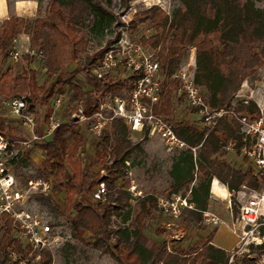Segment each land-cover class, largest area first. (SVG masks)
<instances>
[{
  "label": "trees",
  "instance_id": "trees-1",
  "mask_svg": "<svg viewBox=\"0 0 264 264\" xmlns=\"http://www.w3.org/2000/svg\"><path fill=\"white\" fill-rule=\"evenodd\" d=\"M99 1L102 0H47L44 19L11 17L2 22L0 61L8 57L13 41L24 35L29 38L31 49L46 53L44 68L48 75L56 78L50 87L40 86L36 73L29 67L17 75L7 69L0 76V97H24L32 108L36 104L46 106L47 121L50 101L65 84L62 75L69 65L80 61L88 46L83 30L86 20L92 17L93 30L103 33L106 29L111 30L115 23L114 16ZM120 1L128 8L134 0ZM262 2L264 0H180L178 8L171 14L153 6L135 15V21L130 23L131 29L135 30L144 23L152 28V34L142 38L141 43L154 54L167 77L159 101L152 106L154 115L168 120L172 117L174 95L180 87V80L171 77L189 51L195 49L193 81L209 107L212 110H232L236 115L260 117V110L253 101L235 102V99L246 79L264 67V9L256 6ZM24 58L31 62L27 55ZM93 64L94 60L86 64L84 70L91 80L101 85L89 74ZM137 79L138 76L134 75L121 83L109 81L101 85L100 95L121 90L127 93ZM183 100L180 98L176 102L182 103ZM97 109L96 104L94 108H88L87 113H94ZM70 131L66 126L59 127L51 141L40 148L61 159L57 162L52 161L53 157L46 158L42 163L43 171L53 178L52 190L68 196L67 209L73 211L71 234L74 238L82 240L81 232H86L96 250L120 264H228L227 253L210 245L216 229L201 247L187 251H169L166 242L149 244L143 233L145 222L164 212L158 198L152 194L142 195L134 199L136 207L133 209L131 194L124 185H118L137 159L144 156L142 142L147 140V128H143L142 139L132 142L125 123L114 120L95 144L94 161L101 166L100 172L106 177L91 182H88V172L76 159L77 149L84 143V138L77 132L70 134ZM173 131L188 149L171 159L169 175L172 182L168 197L179 196L193 205L191 209L183 208L178 219L187 227L202 224L204 213L209 210L213 179L230 193L235 218L238 212L236 193L243 189H258L263 184L250 170L236 168L227 160L225 148L229 142H235L236 154L243 146L237 120L220 119L210 131L186 124L173 126ZM0 134L13 140L11 137L15 131L0 122ZM68 136H71V145ZM100 182L107 189L104 202L91 206L73 201L75 196L91 192ZM43 202L52 210H59L49 197ZM113 218H121L123 224L132 219V224L111 227ZM13 228L7 221L0 229V264H9V249L22 252L21 244L13 237ZM113 236L117 239L111 245L109 241ZM251 249L257 258L264 256V242ZM256 259L245 256L238 264H257ZM41 264H52L50 252H42Z\"/></svg>",
  "mask_w": 264,
  "mask_h": 264
},
{
  "label": "built area",
  "instance_id": "built-area-1",
  "mask_svg": "<svg viewBox=\"0 0 264 264\" xmlns=\"http://www.w3.org/2000/svg\"><path fill=\"white\" fill-rule=\"evenodd\" d=\"M125 17V15H124ZM123 23L127 24L123 19ZM106 35L112 31L106 29ZM152 34L149 29L138 35L132 33L128 25L117 27V31L102 48L97 63L89 68V74L101 85L114 81L123 82L132 76L138 79L132 84L127 95L103 96L94 113H87L81 102L73 101L67 104V93L56 91L50 101V114L45 119L43 135H31V140H41L53 137L55 131L66 126L71 132L80 133L82 128L88 134L98 139L107 131L110 124L117 119L122 120L130 132L142 133L143 128L148 129L147 137L160 139L167 152L172 150L184 151L187 145L177 138L173 126L168 119L152 113L153 104L160 99V93L167 77L162 71L159 62L148 47L141 43L142 38ZM16 39L9 49L8 58L17 63L20 56L15 47ZM26 55L31 62L44 64L47 55L43 50H28ZM77 63H81L78 61ZM46 71V69L44 68ZM171 79L180 80V87L176 90L174 98L177 101L183 98L184 104L198 118L199 130L210 131L216 123L223 118H235L240 126L243 146L236 154L235 142L226 146L228 153L236 154L244 164V171L250 170L262 184L258 189L241 190L236 193L237 216L231 221L229 228L236 237V245L227 252L228 264L238 263V257L245 252L249 257L252 247L261 246L264 242V115L250 117L236 115L232 110H212L193 81V71L185 67L179 68ZM27 101L24 97L4 99L0 102L14 118L22 121L25 128L33 130L32 117L24 115ZM69 108L67 120H61L58 113L62 107ZM94 108V107H93ZM29 141L11 140L0 134V229L7 221L13 225V237L21 244V253L14 249L8 250L9 264H41L42 252L51 250L62 242V238L54 231L50 222H46L38 214H31L22 209L32 194L49 197L52 190V177L28 179L24 187L18 178L11 172L9 157L13 150L27 146ZM195 153V149H192ZM107 194L103 182L96 184L90 195L92 200L104 202ZM163 211L178 219L183 208H193L186 199L174 197L171 202L159 201ZM203 225L218 227L222 221L215 215L206 212L203 216Z\"/></svg>",
  "mask_w": 264,
  "mask_h": 264
},
{
  "label": "rangeland",
  "instance_id": "rangeland-1",
  "mask_svg": "<svg viewBox=\"0 0 264 264\" xmlns=\"http://www.w3.org/2000/svg\"><path fill=\"white\" fill-rule=\"evenodd\" d=\"M35 1L37 3L36 11L33 12L32 17L27 19H44L46 15L45 8L47 0ZM14 2L15 0H8L10 15H12L11 6ZM99 2L115 18V23L112 28H110L112 34L106 35L98 29L93 30L94 20L92 17L88 18L83 29L88 46L81 54V63H73L69 65L66 72L61 77V80L65 82L61 90L67 93L66 105L71 104L73 101H78L82 103L83 108L86 111L88 108H93L96 104L98 105L103 96L111 97L118 94L121 96L127 95L124 90L119 91V93H114L112 91L104 92L100 95L99 90L102 89L101 85H98L91 80L84 70L85 65L89 64L92 60H94L93 65L97 63L101 56L102 48L105 43L113 37L115 31H117V27L128 25L132 33H137L138 35L148 29L152 31V28L146 23L139 24L137 28L133 30L130 27V23L135 21V15L137 13L153 6L160 7L166 13L171 14L180 4V0H134L129 3L128 8H125L120 0H102ZM256 6L264 9L263 2L257 3ZM123 19L127 24L123 23ZM28 50H31L29 45L25 51L17 50L20 56L17 63L12 62L8 57L5 60L0 61V76L7 69H11L12 73L17 75L23 69L29 67L36 73L37 82L40 86L45 85L46 87H50L56 76L48 75L44 70V64L37 62L28 63L29 61L24 58ZM32 50H35V48ZM193 59H195V49L189 51L187 57L182 62L181 67L193 71ZM113 82L121 83L116 77ZM4 99L5 98L0 97V102ZM243 100L253 101L259 108L260 115H264V67L257 69L255 73L248 77L242 84L235 102ZM66 105L62 107L58 113L59 119L63 121L67 120V112L69 110ZM45 112L46 106L44 105L36 104L32 108L30 103L27 102L26 104L24 115L33 118L35 126L32 130V134L36 137H41L43 135ZM0 122L11 129H14L15 134L11 137L13 140L29 141L27 146L16 148L13 150L12 155L9 156L13 157L9 159L10 170L18 178L21 186L24 187L25 182L28 179L49 177L44 173L42 163L46 158L53 157V154H47V152L40 147L51 141L52 137H47L41 140H31V132L22 125V121L10 115V113L2 108L1 105ZM169 122L174 126L178 124L197 126L198 118L191 112L186 104L177 103L175 101L173 114L169 119ZM79 135L84 138V143L77 149L76 159L81 162L82 167L88 172L90 178L88 182L105 178V173L100 172L101 166L94 161L96 150L95 144L100 138L95 139L91 137L85 128L81 129ZM142 137V133L140 132L129 133V138L132 142H137L142 139ZM68 141L69 145H71V136H68ZM142 147L145 151L144 156L137 159L136 164L129 168L127 174L118 183L119 186L124 185L127 188V191L131 194L133 199L131 207L133 209L136 207L134 199L142 195L152 194L163 203H169L174 197H176H168L169 185L172 182L169 171L171 167V159L180 151L172 150L167 152L160 139L150 137H147V140L142 142ZM227 160L234 167L244 169L243 162L236 156V154L228 153ZM52 161L60 162L61 159L54 156ZM99 172L100 174L96 175ZM90 193L91 192L81 193L75 196L73 201H81L87 205L95 206V202L92 200ZM186 196H189L188 193ZM49 198L57 204L59 207L58 211L52 210L49 205L44 204L43 200L48 199V197L45 198L39 194H32L22 209L31 214H38L43 217L46 222H50L54 231L62 238V242L58 243L57 246L51 250L52 264H120L109 255L96 250L92 246V242L86 232H81L82 240H78L72 236L73 211L67 209L68 196L66 194L51 190ZM209 210L211 214L228 223V225L225 223L218 227H207L201 224L195 227H187L180 219H175L171 215L162 212L160 215L155 216L154 219L145 222L143 233L148 238L149 244L166 242L169 251L174 250L180 252L182 250L187 251L191 248L201 247L203 243L206 242V238L212 230L218 228L214 239L216 244L224 246L236 245V237L233 236L231 230H229V225L234 219L231 208V196L230 202L225 205L220 202H212ZM112 221L113 224L111 227H114V225L126 226L132 224V219L128 220L125 224L121 222V218H113ZM116 239V236L111 237L109 243L112 245L115 243ZM247 254L248 252H245L243 257ZM243 257H238V261ZM249 258H257V255L252 249L249 250ZM255 263L264 264V256L258 257L255 260Z\"/></svg>",
  "mask_w": 264,
  "mask_h": 264
},
{
  "label": "crops",
  "instance_id": "crops-1",
  "mask_svg": "<svg viewBox=\"0 0 264 264\" xmlns=\"http://www.w3.org/2000/svg\"><path fill=\"white\" fill-rule=\"evenodd\" d=\"M36 8H37V3L35 0H15L14 4L11 6L12 15H10L9 9H8V0H0V24H2V22H4L5 20L9 19L11 16L30 18L32 17L33 12L36 11ZM28 45H29L28 37L22 35L17 38L15 47L17 50L25 51L27 50ZM194 60L195 59H193V63H192L193 68L195 67ZM28 130L31 132V135H32V130L30 129ZM230 196H231L230 193L228 192V190L226 189L224 185H222L216 179L212 180L211 186H210L209 207L212 202H220L224 205L227 204L228 202H230ZM208 212L210 213V210H208ZM225 223L226 222L222 221V224H225ZM226 224L228 225V223ZM217 231H218V228L216 229V232L213 234L211 238L210 245L227 253L228 251L233 249L235 245L224 246V245L216 244L214 242V239L217 234ZM235 244H236V239H235Z\"/></svg>",
  "mask_w": 264,
  "mask_h": 264
}]
</instances>
